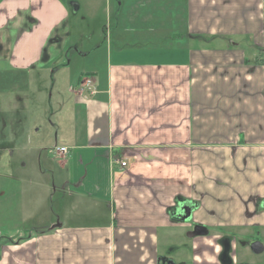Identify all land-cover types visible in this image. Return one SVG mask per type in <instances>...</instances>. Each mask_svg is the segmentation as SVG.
Listing matches in <instances>:
<instances>
[{
	"label": "crops",
	"instance_id": "1",
	"mask_svg": "<svg viewBox=\"0 0 264 264\" xmlns=\"http://www.w3.org/2000/svg\"><path fill=\"white\" fill-rule=\"evenodd\" d=\"M105 4L106 72L69 89L50 143L43 111L4 103L48 82L81 3L0 0V264H247L240 245L264 246V0Z\"/></svg>",
	"mask_w": 264,
	"mask_h": 264
},
{
	"label": "rangeland",
	"instance_id": "2",
	"mask_svg": "<svg viewBox=\"0 0 264 264\" xmlns=\"http://www.w3.org/2000/svg\"><path fill=\"white\" fill-rule=\"evenodd\" d=\"M79 1L81 9L77 12L73 9L74 14L70 26L57 33L64 37L61 45L62 54L51 65L49 74H47L48 82L45 81V74L44 78L35 76L33 92L24 101L20 102L17 99L1 102L4 103V108L7 110L21 109L27 106L32 111H43L44 129L52 132L49 135L50 143L56 137L58 126L60 125L59 133L62 135L67 124V111L65 110L71 106L73 101V94L69 92V89L77 83L82 73H90L95 69L99 75L103 76L107 68V40L110 23L107 21L105 0L95 8L88 5L91 0ZM113 23L111 20V24ZM12 97L9 95L6 98ZM61 108L65 110L60 114ZM45 111L46 116L44 115ZM3 112L6 111H0V124L4 120ZM6 152L0 151V156L5 155ZM247 236L249 234L244 236L246 240L239 238V241L244 239L247 242ZM239 249L243 261L247 264H264V253L256 255L249 247H244L242 244Z\"/></svg>",
	"mask_w": 264,
	"mask_h": 264
},
{
	"label": "water",
	"instance_id": "3",
	"mask_svg": "<svg viewBox=\"0 0 264 264\" xmlns=\"http://www.w3.org/2000/svg\"><path fill=\"white\" fill-rule=\"evenodd\" d=\"M250 247L255 254H261L264 251V247L260 242H253Z\"/></svg>",
	"mask_w": 264,
	"mask_h": 264
},
{
	"label": "built area",
	"instance_id": "4",
	"mask_svg": "<svg viewBox=\"0 0 264 264\" xmlns=\"http://www.w3.org/2000/svg\"><path fill=\"white\" fill-rule=\"evenodd\" d=\"M88 85H87V87H90V81L87 83ZM58 152H60V153H68V149L66 148V147H59L58 149ZM121 165L123 166V167H126L127 166V164L126 163H124V162H122L121 163Z\"/></svg>",
	"mask_w": 264,
	"mask_h": 264
},
{
	"label": "flooded vegetation",
	"instance_id": "5",
	"mask_svg": "<svg viewBox=\"0 0 264 264\" xmlns=\"http://www.w3.org/2000/svg\"><path fill=\"white\" fill-rule=\"evenodd\" d=\"M261 244H262V243H261ZM262 245H263V244H262ZM263 247H264V246H263ZM251 251H252V250H251ZM263 252H264V251H263ZM263 252H262V253H263ZM252 253H253V251H252ZM262 253H261V254H262ZM254 254H255V253H254ZM256 255H260V254H256Z\"/></svg>",
	"mask_w": 264,
	"mask_h": 264
}]
</instances>
